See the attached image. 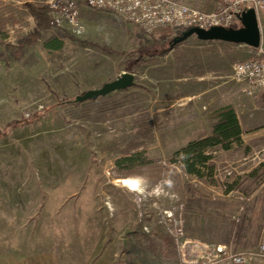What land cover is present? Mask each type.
I'll use <instances>...</instances> for the list:
<instances>
[{"label": "rangeland", "instance_id": "1", "mask_svg": "<svg viewBox=\"0 0 264 264\" xmlns=\"http://www.w3.org/2000/svg\"><path fill=\"white\" fill-rule=\"evenodd\" d=\"M27 1H0V131L30 121L0 135V264H230L235 254L264 264V92L243 96L234 79V65L257 50L193 36L161 56L176 30L146 34L82 6L80 34L51 26L15 61L6 45L37 29ZM185 2L218 8L217 0ZM260 22L264 44V13ZM223 67L239 85L242 140L211 148V170L188 174L173 162L184 147L180 97L207 111L191 115L187 132L211 135ZM123 72L135 75L132 88L75 101ZM202 73L208 89L193 95L201 89L192 77Z\"/></svg>", "mask_w": 264, "mask_h": 264}, {"label": "built area", "instance_id": "2", "mask_svg": "<svg viewBox=\"0 0 264 264\" xmlns=\"http://www.w3.org/2000/svg\"><path fill=\"white\" fill-rule=\"evenodd\" d=\"M218 8L204 12L186 4L185 0H52L51 26H66L80 34L81 7L110 13L137 26L146 34L161 29H190L199 27L210 30L217 27H241L240 17L254 10L261 31L264 0H217ZM241 45V44H239ZM248 46V45H247ZM257 56L234 65V79L243 85V96H254L253 90L264 92V44L261 41ZM230 264H244V255L228 256Z\"/></svg>", "mask_w": 264, "mask_h": 264}, {"label": "trees", "instance_id": "3", "mask_svg": "<svg viewBox=\"0 0 264 264\" xmlns=\"http://www.w3.org/2000/svg\"><path fill=\"white\" fill-rule=\"evenodd\" d=\"M24 8L34 17L37 23V29L34 33L19 38L18 45H6V50L9 51L10 57L15 61L22 59L29 47L37 45L42 38V31L48 30L51 27L52 17L49 5H38L32 2H27L24 4ZM188 30L189 29H179L176 30L175 34H167L164 37L159 54L161 56H166L173 50H176L181 43L176 44L175 39L182 36L183 33ZM195 37L198 36L195 35ZM71 38L73 40L75 39L73 37ZM56 48H60V46ZM0 57H4V53H0ZM68 102L71 101L64 99L60 104ZM214 117L218 122L211 135L190 142L174 154L173 162L182 164L188 174L201 176L202 168L211 170L207 165L211 159L208 155V151L211 148L221 146L224 150H230L234 144H238L242 140L243 132L241 123L233 106L230 105L217 110L214 113ZM29 123V119H21L19 121L8 123L5 127V131H0V135L7 132L6 130H9L10 128L20 127Z\"/></svg>", "mask_w": 264, "mask_h": 264}, {"label": "water", "instance_id": "4", "mask_svg": "<svg viewBox=\"0 0 264 264\" xmlns=\"http://www.w3.org/2000/svg\"><path fill=\"white\" fill-rule=\"evenodd\" d=\"M241 27L225 28L217 27L210 30L199 27L190 28L182 36L175 39V43H183L188 38L198 36L203 40H220L224 42H233L236 44H246L257 48L260 46L262 37L257 15L254 10L245 12L241 17ZM135 85V75L130 72H123L116 79L105 83L101 88L89 90L83 95L77 96L76 102H85L106 97L114 92L123 91L132 88Z\"/></svg>", "mask_w": 264, "mask_h": 264}, {"label": "crops", "instance_id": "5", "mask_svg": "<svg viewBox=\"0 0 264 264\" xmlns=\"http://www.w3.org/2000/svg\"><path fill=\"white\" fill-rule=\"evenodd\" d=\"M0 1H4V0H0ZM52 0H28L27 2H32L38 5H47L49 4V2H51ZM26 2V3H27ZM221 42L220 40H214ZM229 44V43H227ZM177 49V48H176ZM176 50H173L172 52H175ZM232 67V66H231ZM231 69H227V68H222V70H219L218 73L216 74V78L217 81L214 83L213 87L215 88H219L222 90L224 98L222 100V103H220V105L218 106V108H214L210 107L211 113H214V111L220 109L221 107H225V106H233L237 112L238 115V108H239V104H240V89H239V85L236 84L235 82L232 81L231 78V73H230ZM203 73L205 72L204 69L201 70ZM198 74L193 80H196V82L200 85L199 88L201 89L200 92H197L196 94L193 95H200L203 96V91L208 89L209 83H206L208 81V74ZM187 76V75H184ZM184 80L187 81H192L191 77L186 78ZM200 93V94H199ZM185 98L180 97V101L182 102V104L180 106H182L181 108H183V112H184V121H183V126L185 129V135L184 137H182V141H180V145L181 146H186L187 144L190 143V141L192 142V140L195 139H200L203 137H206L208 135H210V132L206 131V132H201L202 134H198V136H196L195 138H192L193 135V120L191 115H195V120H201L203 115L207 112V111H203L202 108V103H200V107H197L195 101H194V97H189V96H184ZM193 105L195 106L193 108ZM192 123V124H191ZM216 122L213 121V124H215ZM182 125V123H181ZM212 126V125H210ZM209 125H207V129ZM192 128L191 132H187ZM181 140V139H180ZM185 140V141H184Z\"/></svg>", "mask_w": 264, "mask_h": 264}, {"label": "bare ground", "instance_id": "6", "mask_svg": "<svg viewBox=\"0 0 264 264\" xmlns=\"http://www.w3.org/2000/svg\"><path fill=\"white\" fill-rule=\"evenodd\" d=\"M120 183L122 184V186L128 188L131 191L137 190L136 181L131 178H123L122 180H120Z\"/></svg>", "mask_w": 264, "mask_h": 264}]
</instances>
